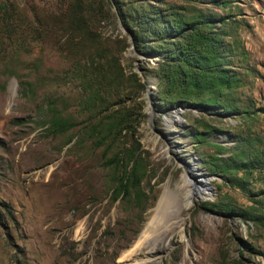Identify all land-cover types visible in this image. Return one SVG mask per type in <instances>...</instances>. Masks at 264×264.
<instances>
[{
  "label": "rangeland",
  "instance_id": "obj_1",
  "mask_svg": "<svg viewBox=\"0 0 264 264\" xmlns=\"http://www.w3.org/2000/svg\"><path fill=\"white\" fill-rule=\"evenodd\" d=\"M161 9L220 88L160 94ZM158 216L161 264H264V0H0V264H128Z\"/></svg>",
  "mask_w": 264,
  "mask_h": 264
},
{
  "label": "trees",
  "instance_id": "obj_2",
  "mask_svg": "<svg viewBox=\"0 0 264 264\" xmlns=\"http://www.w3.org/2000/svg\"><path fill=\"white\" fill-rule=\"evenodd\" d=\"M147 22L152 25L155 40L163 45L152 48L156 55L161 56L158 71L161 78L160 94L164 92L161 91L163 87L166 90L173 88L174 92L180 91L179 99H187L220 88L214 85V79L211 80L212 63L208 51L212 50V41L200 29L198 22L188 23L182 12L172 11L167 14L162 9L145 19L144 23ZM221 93L216 91L215 102L219 101L217 96ZM249 166H254L253 161ZM252 217L260 220V217Z\"/></svg>",
  "mask_w": 264,
  "mask_h": 264
},
{
  "label": "bare ground",
  "instance_id": "obj_3",
  "mask_svg": "<svg viewBox=\"0 0 264 264\" xmlns=\"http://www.w3.org/2000/svg\"><path fill=\"white\" fill-rule=\"evenodd\" d=\"M188 183L190 184V187L187 190L188 201L191 202L193 200L194 194L201 197L203 196L202 193L204 192L205 189H203L201 185L197 184L198 182L195 183V181L188 180ZM172 223L170 224L168 218H164L163 216L160 217L158 216L157 218H154L149 223V225L142 231L141 235L135 240L134 244L129 250L127 254L128 264H161L162 256L156 254L157 253L156 251L158 249L159 243L161 244L164 242V239L168 231L173 227H175V225L178 224V221L176 223L173 224ZM154 225H156L159 229L158 234H153L152 228L154 227ZM141 248H146L147 250L146 253L144 254V257H139V250Z\"/></svg>",
  "mask_w": 264,
  "mask_h": 264
},
{
  "label": "water",
  "instance_id": "obj_4",
  "mask_svg": "<svg viewBox=\"0 0 264 264\" xmlns=\"http://www.w3.org/2000/svg\"><path fill=\"white\" fill-rule=\"evenodd\" d=\"M153 89L154 87L150 86L149 89H148V95H149V98L150 99H153ZM152 117V116H151ZM212 188V187H211Z\"/></svg>",
  "mask_w": 264,
  "mask_h": 264
}]
</instances>
